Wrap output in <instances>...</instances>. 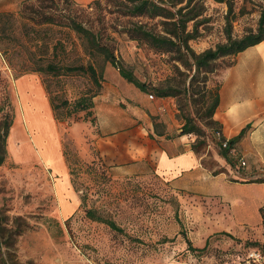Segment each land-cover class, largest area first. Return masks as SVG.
<instances>
[{
    "label": "rangeland",
    "instance_id": "1",
    "mask_svg": "<svg viewBox=\"0 0 264 264\" xmlns=\"http://www.w3.org/2000/svg\"><path fill=\"white\" fill-rule=\"evenodd\" d=\"M54 1L57 5L49 0H0V133L10 128L6 162L0 166V264H264V218L244 232H223L225 217L223 212L218 215L217 201L178 192L152 163L132 173L110 167L96 145L101 133L108 134L111 145L135 128L141 141L155 139L154 135L173 139L180 136L183 116L190 113L206 134L200 141L207 144L198 145L197 154L213 170L222 157L215 127L207 126L209 93H217V71L231 64L232 57L217 62L205 90L204 76L192 89L194 75L183 66L180 53L162 51L134 36V29L141 27L161 40L175 39V20L124 17L121 12L126 9L107 0ZM155 1L170 8L169 0ZM180 8L178 18L189 20L183 36L194 38L189 45L202 54L225 44L228 35L241 40L256 34L264 0H185L173 11ZM56 9L59 24L37 23L39 15ZM70 17L95 32L118 64L93 55L89 44L65 27ZM50 64L65 75L34 72ZM90 64L97 70L98 83L87 73L66 71L69 66ZM121 68L147 88L168 90L175 96L159 99L153 91H140L121 76ZM46 87L56 104L73 103L85 93L95 95L93 115L56 120ZM21 88L29 99L42 98L51 123L45 115H37V122L31 114L25 115ZM186 93L195 94L194 103ZM104 106L115 110L108 112L118 117L115 122L104 116L106 112L98 122V110ZM126 118L135 121L133 128L126 125ZM188 136L196 145L197 136ZM229 153L233 167L243 172L247 159ZM259 174H244V180L264 181V172ZM66 184L73 194L72 207L59 199ZM89 212L113 221L120 230L91 218ZM188 242L206 250L189 251ZM254 251L260 254L259 261L250 258Z\"/></svg>",
    "mask_w": 264,
    "mask_h": 264
},
{
    "label": "crops",
    "instance_id": "2",
    "mask_svg": "<svg viewBox=\"0 0 264 264\" xmlns=\"http://www.w3.org/2000/svg\"><path fill=\"white\" fill-rule=\"evenodd\" d=\"M232 59V64L217 71L215 76L220 99L213 119L222 125L221 136L227 141L245 131L242 141L230 151L232 154H242L247 159V167L243 172H239V169H235L223 158L217 160L218 166L213 170L207 168L205 157L195 154V140L188 135L173 139L154 135L155 139L143 137L141 141L135 135V128L123 132V136L118 138L123 141H115L111 145L107 144L108 134L101 133L96 139V145L100 157L110 167L132 173L135 168L152 163L155 171L167 178L178 192L199 196L211 202L217 201L222 207H218V215L223 212L225 217L220 230L244 232L246 228H255L261 224L260 210L264 207V182L244 180V174L259 176L261 171L264 172V41ZM21 92L27 104L25 115L31 114L33 122H37L34 120L37 115H45L51 123L50 113L42 98L29 99L23 88ZM28 100L31 103H26ZM113 111L107 106L102 111L98 110V122L101 123L103 112L107 113L104 116H108L111 122H115L118 117L108 114ZM126 119L129 123L126 125L133 128L135 121ZM62 171L66 172L64 166ZM68 187L67 184L63 185L59 191V199L66 207L71 205L69 198L73 197ZM72 189L74 192L75 189Z\"/></svg>",
    "mask_w": 264,
    "mask_h": 264
},
{
    "label": "trees",
    "instance_id": "3",
    "mask_svg": "<svg viewBox=\"0 0 264 264\" xmlns=\"http://www.w3.org/2000/svg\"><path fill=\"white\" fill-rule=\"evenodd\" d=\"M41 1V0H40ZM52 1V3L56 4V1ZM185 0H169L170 8L164 6L162 3L156 2L155 0H107V3H119L120 6L124 7L126 11H122L121 14L124 17H143V16H150L152 18H165L167 20H175V27H176V33H174L173 38L175 39H159L153 36L150 32L143 30L141 27L134 29L136 33L135 38H138L137 35H139V38H143L145 40H148L152 46L160 49L165 50L168 52H177L180 53L179 59L182 61L183 66L191 71L194 75V77L191 80V88L193 89L195 87V83L199 81V76H204V79L201 81L204 84V90L206 88V84L208 83V77L210 74H213L216 72V64L218 61H221L225 59V57H235L238 54H240L242 51L256 46L259 43H262L264 41V11L261 14L259 23H258V30L255 33H250L241 40H233L231 35L227 36V42L223 45H218L216 49H210L202 54H197L195 51L192 50L191 46L189 45V42L193 40L194 38L184 37L183 34L186 32V23L189 20H182L181 18H178V15L181 12V8L177 10V12L173 11V8H176L178 5L184 3ZM193 0H189V3H191ZM218 3H224L228 2V0H215ZM168 3V2H167ZM95 4L99 5L101 4V1H97ZM57 5V4H56ZM50 15H39V17L36 18V21L38 24H56L58 17L56 16L55 11ZM61 25V24H60ZM66 28L71 29L72 31L76 32L80 37H82L86 44H89L91 53L93 55H102L105 57V59L108 62H111L113 65L118 64L116 62V58L112 50L101 44V41H99L97 35L95 32H93L91 29L86 28L83 26V24L79 23L77 19L70 17L69 21L64 24ZM89 51V50H88ZM232 64V63H231ZM230 65V64H229ZM56 64H50L47 67H39L38 70H34V72L43 73V74H50V75H56L61 76L65 74H60V70ZM66 71L69 73H80L85 74L87 73L96 83H98L97 79V70L94 67L93 64H90L88 66H69L66 68ZM120 74L123 78H125L130 84H133L136 86L140 91L144 93H148V91H153V93L156 94V96L159 99H164L166 97L175 96L174 93L168 91V90H160L157 88H147V86L143 83H141L136 77H134L129 72H126L124 69H120ZM190 78V77H189ZM46 92L48 96L50 97V104L51 109L54 111L55 118L58 121H67L70 120L71 117H74V119H78V115L80 113H86V118L93 115L94 109V98L95 95H91L88 93H85L82 97L75 100L73 103H69L67 100H64L61 102V104H56V99L52 98L51 93L49 92V88L46 87ZM206 93H208L206 91ZM188 96L186 93V98L188 101L192 102L193 97ZM211 104L210 108L207 112V119L208 124L207 126H214V134L217 136V138L220 139L218 146L220 148L219 153L220 156L230 165L232 164V160L230 157V151L235 149V146L242 141L243 135L245 134V131L234 139L226 140L223 138L222 135V125L216 121H214L213 117L214 114L219 107V91L217 89V93L215 95L209 93ZM202 102V101H201ZM194 103V102H192ZM206 103L203 100V104ZM62 109V110H61ZM85 118V119H86ZM184 124L181 129V135H194L197 136V144L193 146V151L195 154L199 153L197 149L198 145H206V140L200 141V137H206L205 131L200 123H197L196 120L193 118V116L188 113L187 115L183 116ZM9 125L2 129L0 133V166H2L6 162V156H7V145L6 140L9 135ZM219 134V136H218ZM227 142V147L224 148L223 144ZM217 171L216 173H218ZM264 182V181H260ZM256 182V183H260ZM260 215H262V218H264V207L260 210ZM88 216H90L93 219H96L102 223H107L113 230L119 231L120 229L117 227V225L113 221H107L103 220L101 218H97L95 214L92 212L88 213ZM224 235L228 237H232L228 233H223ZM207 246V245H206ZM188 248L189 251L200 253L204 252L206 248L204 249H196L193 248L190 242H188Z\"/></svg>",
    "mask_w": 264,
    "mask_h": 264
},
{
    "label": "built area",
    "instance_id": "4",
    "mask_svg": "<svg viewBox=\"0 0 264 264\" xmlns=\"http://www.w3.org/2000/svg\"><path fill=\"white\" fill-rule=\"evenodd\" d=\"M151 98L153 99L154 96H151ZM218 136H219V134H218ZM223 147H224V148L227 147V142H225V143L223 144ZM250 258H251L253 261H259L260 258H261V256H260V254H259L258 252L254 251V252H251V254H250Z\"/></svg>",
    "mask_w": 264,
    "mask_h": 264
},
{
    "label": "bare ground",
    "instance_id": "5",
    "mask_svg": "<svg viewBox=\"0 0 264 264\" xmlns=\"http://www.w3.org/2000/svg\"><path fill=\"white\" fill-rule=\"evenodd\" d=\"M51 158V157H50Z\"/></svg>",
    "mask_w": 264,
    "mask_h": 264
}]
</instances>
